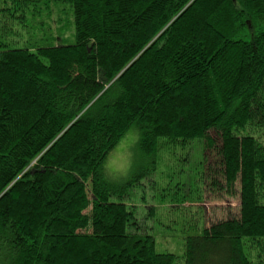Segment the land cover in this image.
<instances>
[{"label": "trees", "instance_id": "trees-1", "mask_svg": "<svg viewBox=\"0 0 264 264\" xmlns=\"http://www.w3.org/2000/svg\"><path fill=\"white\" fill-rule=\"evenodd\" d=\"M43 1L74 44L11 48ZM133 124L146 157L199 143L214 197L239 184L181 257L100 174ZM0 264H264V0H0Z\"/></svg>", "mask_w": 264, "mask_h": 264}, {"label": "rangeland", "instance_id": "rangeland-1", "mask_svg": "<svg viewBox=\"0 0 264 264\" xmlns=\"http://www.w3.org/2000/svg\"><path fill=\"white\" fill-rule=\"evenodd\" d=\"M45 3L43 1L33 8L39 13L36 18L31 17L24 25L18 24L15 31L9 34L15 43L11 48L43 45L51 37L59 40L58 44H74L71 10L70 13L55 12L54 17H61L62 26L52 27ZM61 8L70 9L66 5ZM211 135L218 139L213 133ZM211 155L213 159L215 153L211 152ZM204 160L205 154L199 143L186 149H163L153 157L142 154L126 179L118 183L110 182L128 190L125 204L133 213V221L156 238L159 253L181 257L188 236L198 234L203 227L239 216V184L234 196L214 197L207 182H204ZM131 184L135 186L131 188Z\"/></svg>", "mask_w": 264, "mask_h": 264}, {"label": "clouds", "instance_id": "clouds-1", "mask_svg": "<svg viewBox=\"0 0 264 264\" xmlns=\"http://www.w3.org/2000/svg\"><path fill=\"white\" fill-rule=\"evenodd\" d=\"M101 92L104 97H107L112 94V89L105 85ZM141 135L140 130L134 124L130 125L109 146L99 165L100 174L106 181L118 183L127 178L134 164L142 155L139 148Z\"/></svg>", "mask_w": 264, "mask_h": 264}]
</instances>
